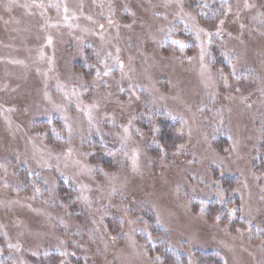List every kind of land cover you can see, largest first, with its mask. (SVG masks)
I'll list each match as a JSON object with an SVG mask.
<instances>
[{"label":"rangeland","instance_id":"1","mask_svg":"<svg viewBox=\"0 0 264 264\" xmlns=\"http://www.w3.org/2000/svg\"><path fill=\"white\" fill-rule=\"evenodd\" d=\"M206 251L264 264V0H0V264Z\"/></svg>","mask_w":264,"mask_h":264},{"label":"trees","instance_id":"2","mask_svg":"<svg viewBox=\"0 0 264 264\" xmlns=\"http://www.w3.org/2000/svg\"><path fill=\"white\" fill-rule=\"evenodd\" d=\"M207 260L209 264H221V261L214 255V252L206 251L201 256V263L205 264L204 261ZM175 264V261L172 263Z\"/></svg>","mask_w":264,"mask_h":264}]
</instances>
